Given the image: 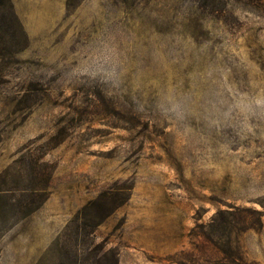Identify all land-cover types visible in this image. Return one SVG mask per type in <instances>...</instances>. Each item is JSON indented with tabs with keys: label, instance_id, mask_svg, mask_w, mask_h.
Segmentation results:
<instances>
[{
	"label": "rangeland",
	"instance_id": "374dc122",
	"mask_svg": "<svg viewBox=\"0 0 264 264\" xmlns=\"http://www.w3.org/2000/svg\"><path fill=\"white\" fill-rule=\"evenodd\" d=\"M261 92L264 0H5L0 264H208L233 209L264 264Z\"/></svg>",
	"mask_w": 264,
	"mask_h": 264
},
{
	"label": "trees",
	"instance_id": "16d2710c",
	"mask_svg": "<svg viewBox=\"0 0 264 264\" xmlns=\"http://www.w3.org/2000/svg\"><path fill=\"white\" fill-rule=\"evenodd\" d=\"M5 0H0V4H4ZM247 209H233L225 211H217L207 224H199L192 230L195 238H201L199 247L206 250L211 248L215 251V257L207 259L208 264H251L245 258L239 241L240 233L250 227L242 215L247 213ZM259 216H263L260 212H255ZM221 229L220 234H216V229ZM102 245H98V249H102ZM115 255V259L112 257ZM107 255H111L113 264H117L118 260L114 251L109 250L100 255L99 263L107 260ZM113 255V256H114ZM102 256V257H101ZM196 263L193 261V264Z\"/></svg>",
	"mask_w": 264,
	"mask_h": 264
},
{
	"label": "clouds",
	"instance_id": "9594fccd",
	"mask_svg": "<svg viewBox=\"0 0 264 264\" xmlns=\"http://www.w3.org/2000/svg\"><path fill=\"white\" fill-rule=\"evenodd\" d=\"M98 58H93V62ZM107 60L108 57H105ZM82 75L87 74V69L81 73ZM96 73H93L95 75ZM109 77L115 76V69L107 73ZM235 108L245 115H255L257 112L264 115V92L258 93L255 96L247 97L241 96L240 100L235 104Z\"/></svg>",
	"mask_w": 264,
	"mask_h": 264
}]
</instances>
